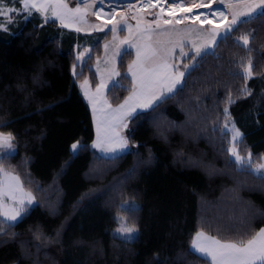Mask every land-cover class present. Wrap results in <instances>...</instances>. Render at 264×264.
Listing matches in <instances>:
<instances>
[{"label": "trees", "instance_id": "1", "mask_svg": "<svg viewBox=\"0 0 264 264\" xmlns=\"http://www.w3.org/2000/svg\"><path fill=\"white\" fill-rule=\"evenodd\" d=\"M252 29L253 78L229 74L249 53L221 42L174 94L133 114L128 151L105 157L90 147L83 74L73 75L83 35L37 13L0 28V131L15 148L2 151L0 167L36 199L18 221L0 217V264H210L190 248L196 231L239 239L264 227V179L237 170L222 129L228 107L243 133L239 152L262 160L264 17L232 36ZM118 79L122 87L107 90L112 105L132 87L129 76ZM245 85L250 96L240 91ZM125 200L136 204L122 208ZM119 213L137 227L134 239L112 233Z\"/></svg>", "mask_w": 264, "mask_h": 264}, {"label": "snow or ice", "instance_id": "2", "mask_svg": "<svg viewBox=\"0 0 264 264\" xmlns=\"http://www.w3.org/2000/svg\"><path fill=\"white\" fill-rule=\"evenodd\" d=\"M19 2L22 10L29 16L33 13H40L44 16L45 23L50 19L53 22L59 20L60 25L64 28L71 27L69 23L65 22L66 19L85 22L84 18L93 9V5L104 4V0H92V3H89L88 0H77V6L71 8L66 0H19ZM141 2L146 10L159 7L160 12L154 14L152 11H148L147 15H154V19L150 22H145L143 26L141 24L143 18L141 17V19L137 20L136 33L132 34L130 31L129 36L120 41V45H117L116 54L112 59V67L109 70V79L105 81L101 77V82L96 85L94 94L90 95L87 90L84 91L85 97L92 106L94 118L100 112L107 122L105 133L101 135L100 121H97V139L92 144L93 148L100 150L102 153H116L128 149L130 147L128 139L120 135L116 129L120 127L127 128V121L137 112V109L152 108L164 99L169 98L171 94H174L178 86H182L185 78L198 66V59L208 54L215 55V48L221 42L230 41L249 53L246 61L243 57L238 62L233 61V63L237 64L240 71L236 73L230 72L229 74L239 75L245 82L254 76V57L251 55L253 52L251 43L255 37V29L235 37L232 36V33L237 31L241 24H247L264 17V0H208L207 3L204 0H200L199 3L194 4L192 7H184L188 0H172L171 4H169L168 15L173 17L175 23H173V20L162 21L161 13L165 9L159 2L153 3V0H138V3ZM215 4H222L225 9H228L230 18L225 11L219 8L214 9L213 5ZM128 7L131 9L137 7V5L129 3ZM194 8H204L208 9V11L201 12L195 17H190L188 14L192 13ZM178 10L184 14L183 21L194 19L199 20L201 24L207 22L211 25L212 19H209V16H212L214 19H219L220 23L215 24L206 32L202 27H196L194 24L179 28L177 25L181 24L182 20L177 18ZM15 11L17 10L4 7L3 0H0V16L8 18L9 22H11L9 14ZM49 11H51V16L48 15ZM102 12L103 10L101 9L100 11H93L92 14L99 18ZM103 14L108 15L109 13ZM122 22L126 23V19L123 16H121L120 20H109L103 26L94 25L93 27L97 31H104L109 23L112 24L110 30L115 40L116 32L122 30L119 28ZM0 27L4 26L0 25ZM129 28L131 29V26ZM75 30L80 32L84 29L77 27ZM153 36H156L155 41H153ZM192 37H195V39H192ZM133 39L137 40L138 43H133ZM187 43H191L192 48L185 52L184 48ZM123 45L136 48V59L127 68V73L131 75L132 87L123 102L113 108L104 97V89L106 87H122V85H118L115 78L124 75L116 68L117 57L122 56L128 50L123 48ZM107 48L108 44H105V49L107 50ZM177 48L179 49L181 60L191 56V62L182 65L183 70H181L180 65L169 62L170 58L173 61L176 59L175 51ZM89 51V49H85L84 52H78L77 61H83ZM217 58L219 59V57ZM97 64H99V60ZM97 71L99 72V67ZM73 75H76L75 64L73 65ZM87 84L88 80L85 79L81 83V88L84 89ZM240 91L244 96L251 95V91L246 85ZM235 102L232 93L229 91L226 103L230 105ZM223 111L226 117L223 127L228 129L230 119L228 107H225ZM230 130L233 133L231 138L232 146L227 149V152L234 158L231 162L235 164L238 171L248 172L258 179H264V163L256 164L253 167L251 153L247 157L240 155L236 145L242 138L243 133L234 126ZM13 140L14 137L11 133L7 135L0 133V149H13ZM80 147L79 141L73 143L71 145L73 154L77 153ZM261 159H264V157H261ZM10 182H14V186ZM19 185V176L0 167V217H3L6 221L15 222L20 219L22 214L25 213L27 206L32 205L35 200L31 192L23 193L19 199L14 195H9V199L16 201V207L6 209L2 204V199L7 194L6 188L8 192L16 190L22 192L23 190ZM4 231V228L0 227V234L4 233ZM136 231L137 229L134 226L127 227L123 224L116 230L117 234L126 240H131ZM190 248L193 252L199 253L202 258L210 259V264H264V227H261L247 238L241 237L239 239H223L218 235H209L201 229L193 236Z\"/></svg>", "mask_w": 264, "mask_h": 264}, {"label": "rangeland", "instance_id": "3", "mask_svg": "<svg viewBox=\"0 0 264 264\" xmlns=\"http://www.w3.org/2000/svg\"><path fill=\"white\" fill-rule=\"evenodd\" d=\"M66 2L68 3L69 7H71V8H75L77 6V0H66ZM88 2L92 3V0H88ZM199 2H200V0H188L186 5L188 7H192L194 4L199 3ZM204 2L207 3L208 0H204ZM3 5L6 8L16 9L17 11L11 12L9 14L11 22H9L8 18H6L4 16H0V25L4 26V27H0L1 29H8V28H10V26H12V24H16L19 20L26 19V18H29L31 16V15L29 16L26 12H24L22 10V7H21V4H20L19 0H9V1L3 0ZM113 8H114V12H113ZM101 9L102 10H106L109 13H112L113 14V19H115V20H120L121 16H123L124 19H126V23L122 22L121 25L119 26V28L122 29V30H118L116 32V34H115L116 35V39L115 40L113 39V33L110 30L111 27H112V24L109 23L104 31H97L93 27L94 25L103 26L105 24V22H106L105 20H102L101 18H98L96 15L92 14L93 11H98V10H101ZM148 11H152L155 14L154 10H146V11L141 10V11H138V10H134L133 8L130 9L128 7V3L125 2L124 0H110V1L104 0V4L103 5H100V4L93 5V9L91 11H89V13L84 18L85 22H77L76 20H72V19H66L65 20L66 23H69L71 25V27L67 28L69 30H74L75 32H77L75 30L77 27L84 29L83 31L77 32V33L82 34L83 37H82V40H80V41H78L76 43L75 54L77 56L78 52H84L85 49H89L90 51L86 54V56H85L83 61H77V59H76V72H80V73L83 74V79L78 83V86H79V90H80L84 100L86 101V103L88 104V106L90 108V112H91V115H92V122H93V127H94V138H93L92 142L90 143V147L92 149L96 150V152H98L100 155L105 156V157H113V156L119 155V154H121L123 152L128 151L130 149V147L128 149L124 150V151H119V152H116V153H102L100 150L92 147L93 142L96 141V139H97V121L98 120L100 121L101 135H104V133H105L107 122L104 120L103 114L100 113V112H98L97 113V117L94 118L93 111H92V106L89 104L88 99L85 97L84 91L87 90L90 95L94 94L96 92V85L101 82V77H103L105 81H107L109 79V70L112 67V59H113V57L116 54L117 45H120V41H122L125 37L129 36L130 31H131L132 34L136 33V31H137V27L136 26H137V20L138 19H141V17L143 18L141 20L142 26H143V24L145 22H150V21H152L154 19L153 15L152 16L147 15ZM228 13H229V18H230L229 10H228ZM37 14L45 21L44 16H42L40 13H37ZM48 15L51 16V11L48 12ZM172 19H173V17H171L169 19H166V20H172ZM55 22L58 25H60L59 20H56ZM173 23H175V20H173ZM192 24H194L196 27H202L205 30V32L209 28L213 27V25H209L207 23L206 24H201L198 21H194L193 22V21H189V20L182 21V23L177 25V27L184 28L185 25H192ZM129 26H131V29L129 28ZM155 39H156V36H153V41H155ZM192 39H195V37H192ZM132 42L133 43H138V41L135 40V39H133ZM105 44H108L107 50L105 49ZM122 47L123 48H127L128 50L122 56L117 57V59H116V68H117V70H119L124 75H127V76L130 77L131 75L127 73V68H128V65L133 60L136 59V48L129 47L128 45H123ZM191 48H192V44L191 43H187L185 48H184V51L188 52ZM175 56H176V59L173 61L170 58L169 62L170 63H176V64L180 65L181 70H183L182 65L184 63H190L191 62V56H188L187 58H185L183 60L180 59V57H179V49L178 48L175 51ZM98 60H99V64H97ZM98 67H99V72L97 71ZM85 79L88 80V84L85 85L84 89H82L81 88V83ZM115 80L119 84L118 77L115 78ZM108 89H109V87H106L104 89V97L109 102V99L107 97V90ZM112 107L115 108L116 105H112ZM139 110H143V109H139ZM225 120L223 122L222 129L227 132V137H228V140H229V142H228V148H229V147L232 146V139L231 138H232V134H233L230 129H232L233 126L236 129H238V128L236 127L233 119L230 118L229 119V124H228V129H224L223 126L225 124ZM127 123H128V121H127ZM126 129L127 128L120 127V128H118L116 130L120 133V135H122L123 137H125L127 139L126 132H125ZM0 133H3L5 135L9 134V133H5V132H2V131H0ZM238 143L236 145L237 149H238ZM14 149H15L14 147L11 150H9V149H0V156H1L2 151H5V153L6 152L13 153ZM71 151H72V148H71ZM240 155L247 157L248 153H244V154L240 153ZM259 163H264V159H262L260 162H257V163L252 162V166L254 167L256 164H259ZM5 171L10 172L8 170H5ZM10 173L16 175L13 172H10ZM10 183L14 186V182H10ZM19 187L22 188V190H23L22 192L20 190H16L14 192H8V189L6 188L7 194L4 195V197L2 199V204L5 206L6 209H12V208L16 207V201H14L13 199H9V195H14L17 199H19L23 195V193L31 192V191H29V190H27V189H25L23 187L21 181H20ZM31 194L34 197L32 192H31ZM35 203H36V199L34 200L32 205L27 206L26 211L29 210ZM134 203H135L134 201L125 200V201L122 202L121 207L122 208H128ZM115 217H116V225L113 228L112 233L115 234L116 236H119L117 234L116 230L119 227H121L122 224L124 226H127V227H133L134 226L137 229V227L135 225H133V224L128 222V220L125 217V215L119 213V214H116ZM7 222L14 223V222H11V221H7ZM137 232L138 231H136L133 234V238L132 239H134L137 236ZM195 233H194V235H195ZM120 238H122V237H120ZM208 260L210 261V259H208Z\"/></svg>", "mask_w": 264, "mask_h": 264}, {"label": "bare ground", "instance_id": "4", "mask_svg": "<svg viewBox=\"0 0 264 264\" xmlns=\"http://www.w3.org/2000/svg\"><path fill=\"white\" fill-rule=\"evenodd\" d=\"M110 1V0H108ZM125 2H127L128 4L131 3L133 5H137V7H134L133 9L134 10H138V11H146V9L144 8V5L143 3H138V0H124ZM159 2L165 9V11L163 13H161V17H162V20H166V19H169L171 18V16L168 15V11H169V4H171L172 0H153V3H157ZM184 7H188L186 4L184 5ZM213 8H219L223 11H225L228 15V9H225L224 6L222 4H215L213 5ZM147 10H154L155 13H159L160 12V8L157 7L155 9H147ZM100 11V10H98ZM208 9H204V8H200V9H193V12L188 14L190 17H195L197 14L201 13V12H207ZM103 13H109L107 12L106 10H103V12L101 13V15L99 16V18H101L102 20H105V21H109V20H113V14L112 13H109L108 15H104ZM183 13L180 12L179 10L177 11V18L181 19L183 21ZM209 19H212V24L211 25H215V24H218L220 23L219 19H214L212 16H209ZM174 20V19H172ZM189 21H198L200 22L199 20H194V19H189ZM162 22V21H161ZM207 22H205L204 24H206ZM208 24V23H207Z\"/></svg>", "mask_w": 264, "mask_h": 264}, {"label": "crops", "instance_id": "5", "mask_svg": "<svg viewBox=\"0 0 264 264\" xmlns=\"http://www.w3.org/2000/svg\"><path fill=\"white\" fill-rule=\"evenodd\" d=\"M130 79H131V76H130ZM131 82H132V80H131ZM129 93H130V92H129ZM129 93H128L125 97H127V96L129 95ZM123 100H124V99H123ZM123 100H122L121 102H123ZM121 102H120V103H121ZM120 103H118V104H120ZM118 104H117V105H118ZM137 111H139V109H137Z\"/></svg>", "mask_w": 264, "mask_h": 264}]
</instances>
